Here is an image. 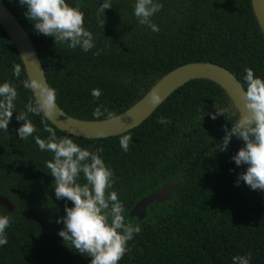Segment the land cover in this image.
<instances>
[{"label": "trees", "instance_id": "16d2710c", "mask_svg": "<svg viewBox=\"0 0 264 264\" xmlns=\"http://www.w3.org/2000/svg\"><path fill=\"white\" fill-rule=\"evenodd\" d=\"M31 38L56 103L69 117L87 122L103 105L121 115L138 103L164 76L193 63H211L231 72L246 87L244 69L264 77V34L250 0H161L152 17L159 32L140 25L133 15L135 0H111L112 7L97 14L98 0H69L85 13L95 48L83 52L37 34L19 0H1ZM102 2V0H101ZM98 53V54H97ZM14 65L21 74L14 76ZM27 79L20 56L0 26V83L17 89V110L33 100L23 86ZM98 88L101 96H91ZM224 109L215 120L210 113ZM236 108L216 83L195 80L176 90L132 135L129 151L120 136L87 140L58 130L41 115L29 114L37 132L21 140L16 113L8 132L0 130V215L12 217L8 243L0 247V264H90L58 235L56 221L65 215V200H57L54 177L46 167L51 152H42L35 137L46 138L45 124L57 136L69 135L83 147L101 154L115 173L113 190L127 211V220L141 231L128 242L119 264H232L233 256L251 253V264H264V191L252 190L237 177L245 166L231 159L243 146L233 137L219 151L225 129L232 127ZM167 118L170 123L157 121ZM123 134V135H125ZM176 180L171 200L154 203L144 220L131 210L163 185ZM71 207V202H68Z\"/></svg>", "mask_w": 264, "mask_h": 264}, {"label": "clouds", "instance_id": "9594fccd", "mask_svg": "<svg viewBox=\"0 0 264 264\" xmlns=\"http://www.w3.org/2000/svg\"><path fill=\"white\" fill-rule=\"evenodd\" d=\"M19 4L26 9L25 16L37 34L52 36L55 45L79 48L83 52L95 48L94 34L85 26V13L78 4L73 5L69 0H19ZM98 5V15L112 7L111 0H98ZM162 8L161 0H135L133 15L140 25L159 32L152 17ZM244 73L246 87L240 94L244 110L236 109L232 127L225 129L219 151H226L233 137L242 140L243 146L231 158L237 167L245 166L236 183L239 185L243 181L252 190L264 191V77L251 68H245ZM13 74L20 76V66L14 65ZM23 86L34 94V98L23 110H17L16 87L8 81L0 83V130L8 132L13 113H16V120L22 122L16 129L21 140L37 132L29 114L41 115L42 122H55L57 116L63 115L57 109L54 88L36 78L25 79ZM101 94L98 88L91 90V96L96 99ZM149 94L153 105L163 101L157 88ZM216 109V113L209 114L213 120L220 114L224 115V109ZM93 117L110 120L114 113L100 105L94 109ZM157 122L170 123L165 117ZM44 131L49 135L46 138L36 136L35 143L40 151L52 153L51 159L46 161L47 173L54 177L56 199L65 200V215L56 221L63 224L58 235L71 245L72 250L90 257V264H119L125 253L130 251L128 242L140 233L141 226L127 220L125 204L113 190L115 173L101 155L104 149L97 147L91 151V146L83 147L69 135L57 136L55 129L47 124ZM132 139L130 133L120 137L123 152L129 151ZM69 201L71 207L68 206ZM11 220L10 215H0V247L8 243L6 230ZM251 258V253L233 256L232 264H251Z\"/></svg>", "mask_w": 264, "mask_h": 264}, {"label": "water", "instance_id": "95a60500", "mask_svg": "<svg viewBox=\"0 0 264 264\" xmlns=\"http://www.w3.org/2000/svg\"><path fill=\"white\" fill-rule=\"evenodd\" d=\"M250 1L254 15L264 34V0ZM0 26L16 48L25 68L27 78H36L48 85L45 72L31 38L1 0ZM195 80H208L216 83L228 94L235 108H239L243 112L244 105L240 99V94L244 88L231 72L211 63H193L171 71L152 88H157L163 99L158 105H153L150 102L149 93L151 89L138 103L121 115L110 120L87 122L69 117L56 103L58 111L62 112L63 115L57 116L55 122H49L66 134L87 140L120 136L140 126L176 90ZM175 183L176 180H173L143 198L131 210L130 217L142 221L145 218L147 209L154 203L165 204L170 201ZM0 205L8 212H13L14 210L12 203L6 198L0 197Z\"/></svg>", "mask_w": 264, "mask_h": 264}]
</instances>
